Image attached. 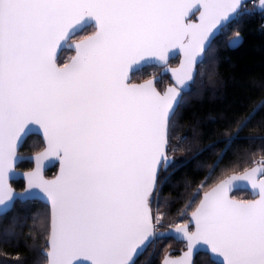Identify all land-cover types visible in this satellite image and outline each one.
I'll use <instances>...</instances> for the list:
<instances>
[{
	"label": "snow or ice",
	"instance_id": "6c2138e0",
	"mask_svg": "<svg viewBox=\"0 0 264 264\" xmlns=\"http://www.w3.org/2000/svg\"><path fill=\"white\" fill-rule=\"evenodd\" d=\"M245 5L246 0H0V214L17 202L47 200L46 264H136L150 242L168 235L158 232L164 217L153 216L151 204H159L164 186L189 163L169 155L173 120L211 41ZM259 7L264 11V0ZM193 9L198 23L189 22ZM89 21L93 34L72 46L69 62L58 63L57 50ZM240 39L236 31L227 46ZM174 49L182 59L169 69ZM153 62L171 73L173 82L163 92L155 79L129 82V69ZM261 112L264 101L218 141L224 148L198 185L196 195H203L191 221L169 226L187 250L163 264H194L201 246L219 258L216 264H264V157L259 166L208 185L239 133ZM30 125L43 131L46 148L35 157L36 168L24 174L27 186L16 192L8 181ZM171 150L184 149L177 144ZM52 156L60 172L45 180L41 170ZM240 183L258 198L232 199L228 193Z\"/></svg>",
	"mask_w": 264,
	"mask_h": 264
},
{
	"label": "trees",
	"instance_id": "16d2710c",
	"mask_svg": "<svg viewBox=\"0 0 264 264\" xmlns=\"http://www.w3.org/2000/svg\"><path fill=\"white\" fill-rule=\"evenodd\" d=\"M92 30L93 27H86L74 37H83ZM236 31L240 33V42L235 47L227 46L229 38ZM71 53V50L64 49L58 57V63L66 61ZM177 61L178 58L171 59L169 64L174 65ZM202 61L197 66L192 90L184 96V103L177 109V117L170 130L169 155L189 163L176 171L171 182L164 186L159 204L155 199L151 204L153 216L163 213V226H158L161 229L187 220V214L203 193L200 190L196 195L198 185L207 175L208 166L224 148V144L218 141L227 139L235 130L237 122L264 101L263 12H258L256 7L242 11L211 42ZM148 67H153L157 73L156 66ZM139 75L137 71L131 77L137 79ZM149 76L146 74V78ZM168 83L169 75L163 74L156 87L161 90ZM239 137L208 180L209 186L221 175L241 172L254 165L253 161L259 163L264 157V112L258 114L252 124L239 133ZM246 137L255 139L248 140ZM177 144L184 150L173 152L171 149ZM212 144L216 147L207 150ZM42 147L41 138L30 135L22 143L19 153H33ZM19 165L22 170L31 168L28 161H21ZM54 170L55 167L47 172L53 174ZM11 184L16 189L23 186L21 180ZM232 195L240 199L250 197L246 190H237ZM48 215V206L38 199L27 204L17 202L7 214L0 215V264L46 263L42 251L46 248ZM183 245V242L172 237L157 239L140 255L136 264H160L169 248ZM194 264L216 263L207 253L199 252Z\"/></svg>",
	"mask_w": 264,
	"mask_h": 264
},
{
	"label": "water",
	"instance_id": "95a60500",
	"mask_svg": "<svg viewBox=\"0 0 264 264\" xmlns=\"http://www.w3.org/2000/svg\"><path fill=\"white\" fill-rule=\"evenodd\" d=\"M247 1H249V0H246V2H247ZM256 1H257V4H256V9H257V11H258V12H262V10H261L260 7H259V0H256ZM240 10H241V9H240ZM198 17H199V12H198L196 9H193V12L190 14V16H189V18H188V19H189V22H191V23H198V22H199ZM236 18H237V16H234L230 22H232V21L235 20ZM230 22H229V23H230ZM89 26H91V27L94 28V30H93L91 33H89V34H87V35H85V36H83V37H80V38H78V39H73V37H74L76 34L80 33L84 28L89 27ZM94 31H95L94 22L89 21V22H87V23H83V24L78 28V30H76L75 33L72 34V35L69 37V39L63 44V46L57 50V56H58V57H59V55L61 54V52H62L64 49H68V50H71V51H72V54L69 56V58H68L65 62H63L62 64L69 62L70 59L75 55V49H74V47H72V46H74L76 43L82 41V40L85 39L86 37L92 35ZM217 36H218V35H217ZM217 36H215V37L213 38V40H214ZM213 40H212V41H213ZM212 41H211V42H212ZM204 57H205V54H204V56L202 57V60L204 59ZM175 58H178L177 63L174 64V65L169 64V61H170L171 59H175ZM181 59H182V55H181V53L179 52V49H174L173 52H171V53L169 54V59H168V61H167V65H166V67L169 68V69L178 67V66H179V63H180V61H181ZM151 65H154V66H157V67L160 68L159 75H156V76H154V77H149L148 79L142 80V81H140V82H130V83H131V84H142V83H144L146 80H149V79H155V86H156V81H158V80L160 79V75L168 74V75H169V78H170V83L167 84V85L164 87V89H162V90H159V89L156 87L158 91L163 92V91H164V90H165V89H166V88H167V87L173 82V81H172V78H171V73L165 71V66L160 65V64H157V63H155V62H153V63H149V64L141 63L140 65H134V66H133L131 69H129V71H128V78H129V81H130V79H131V75H132V73H134V72H136V71H138V70H140V69H142V68H144V67H146V66H151ZM196 71H197V70H196ZM30 135H38V136L41 138V140H42L43 147H42L39 151H37V152H33V153H30V154H21V153H19V149H20L22 143H23L24 140H25L28 136H30ZM45 148H46V141H45V139H44L43 131L39 128L38 125H30L29 128H28V130L22 135L21 141H20V143L18 144V147H17V159H16L15 164H14V171H13V173L10 174V178H9V181H8L10 184H11V181H17V180H21V181L23 182V186H22L21 189H16V188L11 184V186L13 187V189H14L16 192H21V191H23V189L27 186V181H26V179H25L24 174H25V173H28V172H31V171H33V170L36 168V160H35V157H36L39 153H42V152L45 150ZM21 161H28V162H30V163H31V168L26 169V170L18 169L16 166H17V164L20 163ZM253 166H259V163L255 164V165H252L251 167H253ZM54 167H55L54 173L51 174L50 176H46V171H48V170H50V169H53ZM251 167H248V168H251ZM59 172H60V163H59V160H58L55 156H52V157H50L49 159H47V160L44 161V167H43L42 170H41V174H42V176H43V178H44L45 180H53V179L59 174ZM241 172H242V171H241ZM237 173H239V172H237ZM230 174H233V173H230ZM230 174H228V175H230ZM237 190H246V191H248L249 194H250V197H249L248 199H240V198L234 197V196L232 195V193L235 192V191H237ZM202 195H203V193L201 194V196H200V198H199L197 204L195 205V207H194V208H193V209L187 214V217H188V218H187V220H186L184 223H186V222H190V221H191V213H192V211L195 210L196 206L199 204V201H200V199L202 198ZM228 195H229L232 199L237 200V201H251V200H253V199L258 198L257 195H256V192L250 187V185H248V184H246V183H240V184H238L235 188H233V189L228 193ZM34 199H38V200L42 201V202L45 203V204L48 206V208H49V205H48V202H47L46 199H44V198H42V197H38V198H34ZM151 208H152V207H151ZM49 211H50V209H49ZM0 215H2V214H0ZM181 224H183V223H181ZM190 228H192V229L194 230V224H190ZM158 232H160V233H168V235H166V236H164V237H172V238L175 239L176 241H180V242H183V243H184V249L180 250V251L177 252L176 254H172L173 249H169V250H167V252L164 254L163 258L161 259L160 264H163V261H164V259H165L166 257L169 258V259H176V258H179V257L182 255V253H183L184 251L187 250V249H186V241H184V240H182V239H179V238H174V237H173V234H172V229H170V227L165 228V229H158ZM164 237H163V238H164ZM153 242H154V241L150 242V243L148 244V246H149L151 243H153ZM46 245H47V241H46ZM148 246H147V248H148ZM44 250H45V249H44ZM44 250L42 251L43 253H44ZM199 252L207 253V254L209 255V258H210L213 262H215V263H216L217 260L219 259L218 257L212 256V255L209 253V251H208V249H207L206 246H201V248H200V249L194 254V259H195L196 254L199 253ZM139 257H140V256H139ZM139 257L136 258V261L138 260ZM45 264H46V263H45ZM78 264H86V262L81 261V262H78Z\"/></svg>",
	"mask_w": 264,
	"mask_h": 264
},
{
	"label": "flooded vegetation",
	"instance_id": "af4514ba",
	"mask_svg": "<svg viewBox=\"0 0 264 264\" xmlns=\"http://www.w3.org/2000/svg\"><path fill=\"white\" fill-rule=\"evenodd\" d=\"M92 31H93V30H92ZM92 31H91V32H92ZM91 32H90V33H91ZM73 39H78V38L73 37ZM151 66H152V65H151ZM156 67H157V66H156ZM157 68H158L157 73H155V71H154V74L150 75L149 77H154V76H156V75H159V70H160V68H159V67H157ZM147 69H149V70H150V69H153V70H154L153 67L150 68V67L146 66V67H144V68H142V69H140V70H138V71L141 73V72H143V71H146ZM136 72H137V71H136ZM136 72H134V73H136ZM132 74H133V73H132ZM142 77H143V76H142ZM142 77H141L139 80L134 79V77H131V79H130L129 82H140V81H142V80H145V79H148V78H149V77H147V78H146V77H143V78H142ZM158 81H159V80H158ZM158 81H156V83H157ZM168 84H169V83H168ZM166 85H167V84H166ZM166 85H165V86H166ZM165 86H164V87H165ZM164 87H163L162 89H164ZM162 89H161V90H162ZM36 152H37V151H36ZM29 154H30V153H29ZM16 167H17L18 169H20V165H19V163L17 164ZM50 175H51V174H50L49 172L46 171V176H50ZM17 181H20V180H17ZM11 182H13V181H11ZM185 221H186V220H185ZM185 221L180 222V223H177V224L184 223ZM168 227H169V226H168ZM168 227H167V228H168ZM158 229H161V228L158 227ZM169 249H173L172 254H176V253L179 252L180 250L184 249V245H183V247H180V248H179V247H178V248H177V247H176V248H175V247H173V248L171 247V248H169ZM169 249H168V250H169Z\"/></svg>",
	"mask_w": 264,
	"mask_h": 264
},
{
	"label": "built area",
	"instance_id": "2783aa9c",
	"mask_svg": "<svg viewBox=\"0 0 264 264\" xmlns=\"http://www.w3.org/2000/svg\"><path fill=\"white\" fill-rule=\"evenodd\" d=\"M256 4H257L256 0H249L246 2L245 7L241 8L240 12L245 11V10H249V9H253L256 7ZM263 14H264V11H263Z\"/></svg>",
	"mask_w": 264,
	"mask_h": 264
},
{
	"label": "rangeland",
	"instance_id": "374dc122",
	"mask_svg": "<svg viewBox=\"0 0 264 264\" xmlns=\"http://www.w3.org/2000/svg\"><path fill=\"white\" fill-rule=\"evenodd\" d=\"M71 54H72V53H71ZM71 54H70V55H71ZM70 55H69V56H70ZM69 56L66 58V60L69 58ZM64 62H65V61H64ZM147 70H148V71H147ZM147 70H146V71H147L148 73H146V71L141 72L140 75L137 77V79H140L142 76H143V77H146V74H150V75H152V74L154 73V70H153V69H150V70L147 69ZM145 73H146V74H145ZM143 77H142V78H143ZM256 160H257V159H256Z\"/></svg>",
	"mask_w": 264,
	"mask_h": 264
}]
</instances>
